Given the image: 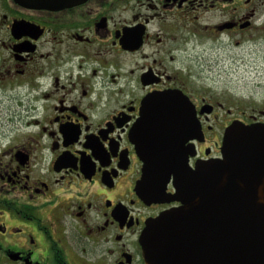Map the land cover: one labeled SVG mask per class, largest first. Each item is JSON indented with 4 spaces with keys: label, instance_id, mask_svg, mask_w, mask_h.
Here are the masks:
<instances>
[{
    "label": "flooded vegetation",
    "instance_id": "af4514ba",
    "mask_svg": "<svg viewBox=\"0 0 264 264\" xmlns=\"http://www.w3.org/2000/svg\"><path fill=\"white\" fill-rule=\"evenodd\" d=\"M263 37L264 0H0V264H147V222L183 204L174 172L163 197L137 191L143 104L181 92L199 131L171 158L192 169L220 158L229 126L264 125V93L248 87ZM243 171L225 187L264 205V170ZM217 187L196 195L193 228L178 218V245L231 264L233 206Z\"/></svg>",
    "mask_w": 264,
    "mask_h": 264
},
{
    "label": "water",
    "instance_id": "95a60500",
    "mask_svg": "<svg viewBox=\"0 0 264 264\" xmlns=\"http://www.w3.org/2000/svg\"><path fill=\"white\" fill-rule=\"evenodd\" d=\"M79 1L83 0H20L27 6L45 8ZM195 121L189 99L181 92L170 91L149 96L132 129L143 161L142 176L137 183L139 194L148 200L163 197L174 172L176 192L173 196L183 204L180 209L166 211L147 222L140 237L145 261L147 264H222L220 257H213L209 248L194 257L187 252L183 255L178 245V242H188L180 237L184 223L178 218L188 217L184 226L193 228L196 195L200 194L205 200V196L214 191L212 187L218 186V199L231 201L233 206L232 240L228 249L231 264H264V205L257 206V192L225 187L230 179V184L240 185L243 170L251 177L264 170V125L229 126L221 145L222 156L197 162L192 169L187 166L186 158L171 157L186 155L183 142L196 137L199 131V126L191 123ZM198 185L203 189L197 190L195 186ZM249 195L254 196L252 205L245 200Z\"/></svg>",
    "mask_w": 264,
    "mask_h": 264
},
{
    "label": "rangeland",
    "instance_id": "374dc122",
    "mask_svg": "<svg viewBox=\"0 0 264 264\" xmlns=\"http://www.w3.org/2000/svg\"><path fill=\"white\" fill-rule=\"evenodd\" d=\"M248 87L254 97L264 93V37L259 45L250 49Z\"/></svg>",
    "mask_w": 264,
    "mask_h": 264
}]
</instances>
